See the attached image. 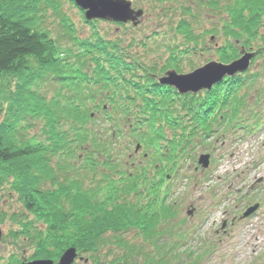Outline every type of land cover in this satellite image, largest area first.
<instances>
[{
    "label": "trees",
    "instance_id": "trees-1",
    "mask_svg": "<svg viewBox=\"0 0 264 264\" xmlns=\"http://www.w3.org/2000/svg\"><path fill=\"white\" fill-rule=\"evenodd\" d=\"M192 1L196 9L182 6L172 28L181 43L164 47L172 58L174 51H197L208 35L224 38L215 48L224 63L237 59L241 47L255 51L251 70L199 101H178L156 84L174 60L145 64L134 51H148V39L101 35L100 21L84 20L91 35L78 33L61 12L63 2L75 7L73 0H0V194L19 204L0 212V226L5 219L17 251L33 252L28 261H56L74 248L92 264H204L216 246L213 239L203 250L179 251L176 237L183 242L187 230L181 205L168 200L165 178L186 151L187 137L219 139L228 130L260 127L264 0ZM48 14L60 20L62 34L39 25ZM203 19L216 22L195 34ZM180 110L194 124L172 126L170 112ZM215 111L222 120H209ZM124 129L147 159H128L134 141L118 142ZM131 230L142 246L120 235ZM20 263L9 258L8 264Z\"/></svg>",
    "mask_w": 264,
    "mask_h": 264
},
{
    "label": "rangeland",
    "instance_id": "rangeland-1",
    "mask_svg": "<svg viewBox=\"0 0 264 264\" xmlns=\"http://www.w3.org/2000/svg\"><path fill=\"white\" fill-rule=\"evenodd\" d=\"M127 1L131 3L132 9L142 10L143 12L142 16L138 18L139 24L136 27H134L131 23L120 24L118 26L114 23L100 21L96 28L100 30L101 35L107 34L110 38L115 36H123L125 38L127 36H134L137 40L148 39V51L140 52L143 54V62L148 66L156 64L157 67H161L165 65L169 59L170 53L165 51L164 47L166 45L181 43L180 38L175 39L174 32L172 30L175 24L182 18L181 7L190 6L193 9H196V2L194 3L192 0L187 2L185 0H170L168 2H160L159 0ZM61 12L65 13V18H67L68 24L71 22L78 33L85 37L91 35V27L84 23L85 19L82 18L83 13L81 14V11L76 6L73 7L68 2H63ZM262 17L263 18H261V20L264 25V13L262 14ZM187 18L189 19V17ZM207 20L208 19H203L200 26H194L195 34L210 30L212 27L211 24L216 22ZM38 23L41 27H43V29L50 31L52 35L63 33L60 20L51 14H48L42 21L38 19ZM263 29L264 26L261 33H263ZM124 34H126V36H124ZM223 43L224 38L222 36L214 38V36L208 35L203 44H199L197 53L195 51H189L186 55H183L184 57L176 55L174 57V59L177 60L176 64L178 65L177 68L175 67V70L177 71L176 75L179 73L180 75H188L210 63L226 65V63L219 60L220 57L214 49L216 47L215 45L222 46ZM156 44H158V49L155 46ZM247 52L249 53L251 51L247 50ZM230 63L231 62L227 64ZM253 66L254 65L252 64L249 70H251ZM227 79L229 78H226V82ZM215 89L217 88L214 87V90ZM44 90L46 91L47 97L50 98L52 96V90L50 87L47 86ZM203 96H205V94H202L201 91L200 94H196V96L192 97L199 101L200 97ZM249 140L252 142L248 143L245 140L238 141L233 145V147H227L226 145L228 142H226V140H224L226 145L223 147H220L219 144L215 145L216 149L213 152V156L215 157L216 163L212 167L211 172L208 171L206 175L208 176V180L203 179L205 178L203 177L202 181L196 183L192 168L189 169V172L187 173L188 177H186V179H181L177 196L172 197L182 204L180 213L181 219L186 217L188 220L185 224L187 236L185 234L183 242H181L179 237H176V241H178L180 245L178 249L181 253H186L187 250L191 249H196V251H198L202 248L201 250H203L206 246H209L214 238L208 230L212 231L213 228L211 224L215 217L219 216L220 212L225 209L232 208L233 204L236 206L235 211L238 212L242 209V205L246 203V201H243L242 203L239 200L241 196L239 194L238 196L233 197V199H237L233 204L226 203L222 205V200L219 197L217 198L216 208L211 207V202L208 198L210 197L209 192L214 187L213 185L219 180L218 177L221 178L222 181L229 177V179H227V183H231L234 176L242 175L241 171L244 172V176L246 177H248V175L253 176L258 173H260L259 175H264L263 167L248 168L250 166L247 167L243 165L244 161L246 162L248 159H253L252 156H255L257 152L255 147L257 146L256 142L254 143L252 139ZM212 147H209V149H205L204 151L208 153L212 152L210 151ZM196 153H198V150H196L193 154ZM239 155H241L240 158ZM233 161L235 164H233ZM233 170H237V174L233 175ZM224 181L223 183H225ZM248 184H250V182ZM0 197V212L4 211L6 213H11L19 209V204L15 202V198L9 199L2 194H0ZM259 197L260 196H255L254 200H259ZM231 199L232 198L229 200ZM193 202L194 204H197L196 207L198 211L194 213L192 217H188L186 215V210L188 208L187 205ZM194 204L193 206L195 207ZM215 210H217L218 213L213 215ZM261 214L259 213L255 217H251L247 221L239 223V225L234 227L233 235L230 237L219 236V241L215 242L216 246L211 248L212 251L210 252L209 257L203 261L204 264H264V216ZM0 230L2 231V238L0 242V264H8L11 255H16L20 262H27L33 252L29 249L20 251L16 250L15 246L11 242V239L7 236L9 225L6 223L5 219L4 224L0 226ZM138 234V231L131 230L125 233L122 232L120 235L124 238V240L130 241V243H140L142 246L144 239H138ZM135 239L138 241L136 240L135 242ZM143 246H145V248L148 247L146 244ZM76 254L77 258L73 264H92L89 262L86 255H80L77 251ZM60 257L56 261L52 260L54 264L58 263Z\"/></svg>",
    "mask_w": 264,
    "mask_h": 264
},
{
    "label": "water",
    "instance_id": "water-1",
    "mask_svg": "<svg viewBox=\"0 0 264 264\" xmlns=\"http://www.w3.org/2000/svg\"><path fill=\"white\" fill-rule=\"evenodd\" d=\"M76 6L84 11L86 21L101 20L105 22H114L126 24L132 23L135 27L139 24L142 16V10L134 11L131 3L127 0H74ZM242 57L228 65L210 63L202 68L195 70L188 75H176L174 71L166 73V76L160 79V82L172 86L181 94L197 93L202 90H210L217 82L224 77H233L238 73L245 72L253 57L251 53H245L241 50ZM204 168L208 166V156H202L199 160ZM257 206L248 210L244 216H248ZM2 231L0 230V242ZM76 250L70 248L60 257L57 264H73L76 259ZM21 264H54L52 260H34L32 262H22Z\"/></svg>",
    "mask_w": 264,
    "mask_h": 264
},
{
    "label": "flooded vegetation",
    "instance_id": "flooded-vegetation-1",
    "mask_svg": "<svg viewBox=\"0 0 264 264\" xmlns=\"http://www.w3.org/2000/svg\"><path fill=\"white\" fill-rule=\"evenodd\" d=\"M264 129V128H263ZM223 215H225L226 216V213H224ZM225 220V218L222 220V222L221 223H223V221ZM235 224V222H234V220H232V223H231V226H233ZM225 228H226V226H225ZM216 233H218V231H216Z\"/></svg>",
    "mask_w": 264,
    "mask_h": 264
},
{
    "label": "bare ground",
    "instance_id": "bare-ground-1",
    "mask_svg": "<svg viewBox=\"0 0 264 264\" xmlns=\"http://www.w3.org/2000/svg\"><path fill=\"white\" fill-rule=\"evenodd\" d=\"M28 262H32V261H27L26 263H28ZM22 263V262H21Z\"/></svg>",
    "mask_w": 264,
    "mask_h": 264
}]
</instances>
